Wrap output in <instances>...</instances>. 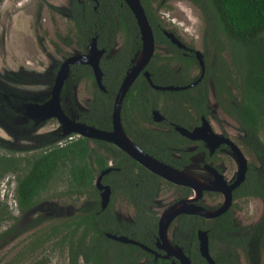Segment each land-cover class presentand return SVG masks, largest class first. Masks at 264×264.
<instances>
[{"label":"flooded vegetation","instance_id":"flooded-vegetation-1","mask_svg":"<svg viewBox=\"0 0 264 264\" xmlns=\"http://www.w3.org/2000/svg\"><path fill=\"white\" fill-rule=\"evenodd\" d=\"M40 1L45 10L66 21L64 35H56V50L62 40L74 53L64 50L66 57L48 74H41L39 78L51 80L46 95L32 90L10 92L6 81L24 88L38 79L24 68L20 73L5 70L10 76L0 73V147L6 150L14 146L17 150L0 152V164L9 159L15 165L2 167L0 172L1 184L12 188H4L0 198V264H211L210 260L212 264H264V151H259L263 134L260 130L252 133L234 117L231 107L239 103L240 95L234 76L217 69L220 57L213 55L214 63L209 65L206 55L198 50L204 64L201 71L196 49L182 40L177 28L167 29L155 17L165 1L147 0L158 30L181 54H170L169 46L154 39L153 55L129 86L119 121L130 153L119 141L66 134L65 129L73 125L66 124L59 112L74 124L113 130L115 97L139 51L130 58L124 52L131 50L136 37L140 43L141 39L138 27L137 33L133 30L126 37L124 29L115 33L108 29L126 26L119 12L127 26H135L125 0H63L65 5ZM139 1L148 20L146 6ZM30 2L0 0V30L8 26L4 21L12 12ZM42 9L37 7L38 16ZM167 32L185 47L172 43ZM92 42L103 50L98 61L101 86L89 65L71 61L87 55ZM187 59L195 62L189 64ZM65 63L67 71L58 88ZM196 68L199 71H194ZM86 69L95 88L85 75ZM137 80L149 86L148 91L144 89L149 92L145 102L137 100L140 95L135 96ZM79 84L88 85L91 97L84 108H71L66 103L67 90ZM168 86L181 88H158ZM105 94L111 96L110 103L104 102ZM54 120L58 127L48 129ZM230 121L238 134H232ZM77 137L85 138L90 151L98 153L104 164L100 168L94 155L86 159L94 175L92 183L80 185L79 192L70 194L65 174L59 173L32 198V205L22 210L16 187L29 171L26 159L54 143L63 146ZM30 141L38 143V150L19 155L22 143ZM27 148L34 147L23 149ZM246 149H251L261 166L247 160ZM136 152L169 168L171 171L159 170L168 178L151 171L135 157H141ZM55 182L65 189L54 195ZM103 196H107L105 205ZM258 203L261 212L257 218L244 220L239 216L241 209ZM175 211L178 213L173 215ZM161 222H165L162 228ZM202 243H206L210 260L202 253Z\"/></svg>","mask_w":264,"mask_h":264},{"label":"trees","instance_id":"trees-1","mask_svg":"<svg viewBox=\"0 0 264 264\" xmlns=\"http://www.w3.org/2000/svg\"><path fill=\"white\" fill-rule=\"evenodd\" d=\"M188 1L200 10L204 20V44L221 50L223 47L228 46L232 55L237 59L240 73L236 86L240 101L236 106L231 105V110L241 125L251 129L252 133H256L258 130L262 132L263 139L260 142L259 151H264V0ZM142 2L148 11V22L153 30L156 43L169 46L168 52L179 56L181 54L180 51L158 30L153 20V15L149 14L148 1L142 0ZM119 17L120 21L126 26H108L111 33H115L119 29H124L125 37L129 35V32L132 33L133 30L137 33L135 20V26H127L120 12ZM91 29L94 30V27ZM87 35L89 36L88 32ZM140 45V40L136 37L131 50L124 52L125 55L128 54V58L132 57L140 50ZM124 48H126V45H124ZM157 54L159 53L155 55ZM194 62V59H187L189 64ZM217 64V69L228 70L227 64L221 56L217 60ZM123 70L120 71L118 82H120V75ZM85 75L92 81L95 88V82L89 69H86ZM134 87L136 89L135 96H141V100L139 98L137 100L145 102V93L149 92H145L144 89L148 91V84L145 81L140 82L137 80ZM227 93L229 96L231 95L230 91H227ZM93 95L97 96L98 93ZM110 100L111 96L105 94L104 102L110 103ZM90 123L94 124L92 121ZM93 155L97 165L103 168L104 164L101 156L96 152L90 151L85 138L77 137L63 146L54 143L26 159L29 171L19 179L16 187L17 200L22 210L30 207L32 198L45 187L49 179L56 177L59 173L65 174L70 194L79 192L80 185L92 183L94 175L92 169L86 163V159H92L91 156ZM13 166H15L14 163L7 159L5 163L0 164V172L2 167L9 169ZM1 209L2 206L0 204Z\"/></svg>","mask_w":264,"mask_h":264},{"label":"rangeland","instance_id":"rangeland-1","mask_svg":"<svg viewBox=\"0 0 264 264\" xmlns=\"http://www.w3.org/2000/svg\"><path fill=\"white\" fill-rule=\"evenodd\" d=\"M63 3V0H53V2ZM165 3L161 10L156 13L155 17L160 21H163L167 29L177 28L178 32L182 34V40L185 43H189L196 50L205 53L207 64L214 63L213 55L222 57L227 64L228 71L233 77L235 83L238 84V77L240 73V66L237 64V59L232 55L230 48L223 47L221 49L214 48L211 45H205L204 40V20L202 18L200 10L186 0H164ZM43 6V9L38 16L37 7ZM167 6V7H166ZM35 21H34V20ZM3 22V21H2ZM0 21V24L2 25ZM5 23L8 26L0 30V73L4 76H10L8 72L13 70L20 73V69L24 68L35 79L32 85L20 86L11 80L6 81L10 92L15 90H32L34 94L46 95L50 92V78H39L41 74H48L51 71V67L57 64L58 61H62L68 52L74 53V48L66 47L61 40L59 50H56L54 44L58 41L56 35H64L66 21L51 13L47 8L45 10L44 5L40 0H34L30 2L26 7L18 9L16 12H12L10 18ZM5 31V32H4ZM67 50L68 52H65ZM6 70V71H5ZM194 71H199L198 68ZM39 75V76H37ZM67 104L71 108H84L86 102L90 100V94L88 85L79 84L73 89L67 90ZM9 95V94H8ZM51 125L48 129L56 130L58 127L57 122L50 121ZM230 125L234 130L232 134H238L237 128L233 121H230ZM68 139V138H67ZM66 140H62L65 142ZM22 147H34L32 149H23L19 147V155L28 154L38 150L37 142H23ZM47 147V146H46ZM6 150L17 151L14 146H7ZM0 147V152H5ZM247 160L254 164V166H261L260 161L256 160L255 155L251 149H246ZM260 163V164H259ZM9 178V177H8ZM60 178V177H59ZM0 180V198H3L4 188L11 189V185L3 186ZM51 194H58L65 189L62 185H56L54 183ZM60 184V183H59ZM9 187V188H8ZM13 198V196H12ZM261 203V202H260ZM260 203L256 205H247V208L240 210L239 216L244 220L253 216L257 218L259 212H261ZM14 206V204L12 203ZM15 208V207H14Z\"/></svg>","mask_w":264,"mask_h":264},{"label":"water","instance_id":"water-1","mask_svg":"<svg viewBox=\"0 0 264 264\" xmlns=\"http://www.w3.org/2000/svg\"><path fill=\"white\" fill-rule=\"evenodd\" d=\"M125 1L128 4L129 8L131 9V11L134 15V18L136 20V24H137L139 34H140V39H141V48H140L139 52L137 53L138 60L130 68V70L126 73V75L123 78V81H122V83L118 89V92L116 94L115 102H114V111H113V116H112L113 130L110 132H105V131L97 130L93 127L86 126L84 124H74L72 121H68L62 112H59V115H61V118H63L67 122L66 124L73 125L72 127H68L65 129L66 134L75 133L78 135L90 136V137H94L96 139H103V140H106L109 142H114V143H118V141H119V145L121 146V148L123 150H125L126 152L130 153V149L128 147L130 145H129L128 141L126 140V137H125L124 133L122 132V129L120 126L119 110H120L122 100H123L128 88H129V86L132 84V82L134 81V79L136 78L138 73L144 68V66L148 63L151 56L153 55L154 37H153L152 29H151L149 22L147 20V17H146L144 10L140 4V1L139 0H125ZM166 35H167V37L170 38L171 42L176 44L178 47H180V48L185 47L184 44H182V42L180 40H178V38H176L173 34L167 32ZM89 48H90V51L87 55H83L80 57H74V59H72L71 61L75 62V63L89 65L93 70L97 84L99 86H101V83H100L101 71H100V68L98 65V61H99V57H100L101 53L103 52V50H98L96 48L94 42H92L90 44ZM195 55H196V58L199 62L200 69H201V71H203L204 70V64H203V60H202V55L198 50L195 51ZM67 64L68 63H65L60 70L59 77L57 79L58 88L60 87V84L63 80V77H64L63 75H65V72L67 71ZM145 76L149 77L147 72H145ZM158 88L159 89L176 90V89H179L181 87L168 86L166 88H163V87H158ZM53 97L55 98V96H53ZM55 107H56V109H58L56 98H55ZM117 137H118V139H116ZM122 142L125 144H123ZM136 153H138V152H136ZM140 156L141 157L135 155V157L139 161H141L145 166H147L151 171H154L155 173H157L163 177H167V175L163 174L159 170H166L167 169L168 171H171L169 168L159 165L155 160H153L150 157H147L144 154H142ZM97 182H99V179ZM105 192H104V194H105ZM106 201H107V196L106 197L103 196V202H102L103 205H105ZM223 210H221V211H223ZM176 213H178V211H175L173 215H175ZM168 217H170L168 219H171L172 216H168ZM164 224H165V222H164ZM164 224H162V222H161V228H162V225H164ZM201 250H202L203 255L209 259V257L207 256L206 243H202ZM210 262L212 264L211 260H210Z\"/></svg>","mask_w":264,"mask_h":264}]
</instances>
